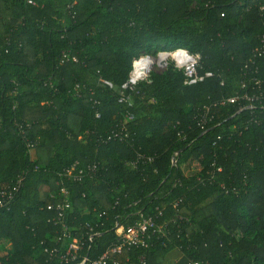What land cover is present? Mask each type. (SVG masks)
Listing matches in <instances>:
<instances>
[{"label": "trees", "instance_id": "trees-1", "mask_svg": "<svg viewBox=\"0 0 264 264\" xmlns=\"http://www.w3.org/2000/svg\"><path fill=\"white\" fill-rule=\"evenodd\" d=\"M31 1L0 0V191L21 179L0 209V264H61L44 250H64V227L77 261L95 260L116 223L147 217L165 234L116 261L177 249V264H264V0ZM176 49L212 77L186 86L169 66L118 103L134 60ZM121 125L127 139H110ZM74 163L95 176L60 179Z\"/></svg>", "mask_w": 264, "mask_h": 264}, {"label": "built area", "instance_id": "built-area-1", "mask_svg": "<svg viewBox=\"0 0 264 264\" xmlns=\"http://www.w3.org/2000/svg\"><path fill=\"white\" fill-rule=\"evenodd\" d=\"M28 4L34 5L31 0H28ZM262 47L261 53L264 52V35L261 39ZM176 49L169 52H158L156 55L142 54L136 60L132 62L130 72L127 75L125 82L121 85L120 96L117 101L119 104L131 106V96L136 87L142 82H149V77L153 72H163L169 66L173 69L182 72L184 77V84L186 86H194L201 83L204 79L212 77V73L206 72L203 75L198 73L200 56L198 54H191L187 50ZM186 53V54H185ZM146 57L147 59H142ZM68 56L64 55L63 60H67ZM74 60V59H73ZM139 62L138 64L136 62ZM100 83L105 87L112 89L113 85L111 82L100 78ZM135 81V82H134ZM74 92H80L81 87L77 84L73 88ZM245 100L250 102L251 98L245 97ZM236 99H230L229 102H234ZM96 104V102H94ZM252 108V107H250ZM99 117V114H96ZM133 119L131 114L126 115V121L129 122ZM204 120L201 125L204 124ZM128 137L127 127L121 125L116 129H113L110 133V139L117 141H124ZM27 147L32 150L34 144L28 143ZM144 159L141 155H137L136 161ZM150 160L149 158L147 159ZM175 163V160L172 159ZM135 164V163H133ZM132 164V165H133ZM96 165H88L85 167H80L78 163L72 164L70 167L65 169L61 174H59L60 179H66L70 182H80L85 178H92L95 176ZM21 179H19L14 186L0 191V209L7 207L13 200L18 192ZM59 186L56 196L60 198V203L55 206L49 205L47 210L56 211L58 213V219H60L63 213L69 208V192L67 188L61 183L57 184ZM113 231L117 237V243L110 247L105 253H103L99 258L95 260H89L87 257H81L79 261V252L83 248V242L71 238L68 233V229L64 227L62 229V239L64 240L65 247L60 253L57 248H52L51 250L45 249L44 252L50 257L55 256L59 259L61 264H121L119 261L114 259L115 256L121 255L125 249L137 248L146 249L152 242L153 238L158 235H164V230L158 227L153 217L142 218L137 221L133 226L123 227L115 224ZM92 236L89 237L91 239ZM61 240V239H59ZM127 264H147L144 257L140 256L135 262H130L129 259L125 261ZM197 264V263H193Z\"/></svg>", "mask_w": 264, "mask_h": 264}, {"label": "crops", "instance_id": "crops-1", "mask_svg": "<svg viewBox=\"0 0 264 264\" xmlns=\"http://www.w3.org/2000/svg\"><path fill=\"white\" fill-rule=\"evenodd\" d=\"M182 255L179 250L174 249L170 251L164 258L162 264H177Z\"/></svg>", "mask_w": 264, "mask_h": 264}, {"label": "clouds", "instance_id": "clouds-1", "mask_svg": "<svg viewBox=\"0 0 264 264\" xmlns=\"http://www.w3.org/2000/svg\"><path fill=\"white\" fill-rule=\"evenodd\" d=\"M181 51H185V50H181ZM186 54V53H185ZM142 59H147L146 57H142ZM137 64L139 63L138 61L136 62ZM135 82V81H134Z\"/></svg>", "mask_w": 264, "mask_h": 264}, {"label": "rangeland", "instance_id": "rangeland-1", "mask_svg": "<svg viewBox=\"0 0 264 264\" xmlns=\"http://www.w3.org/2000/svg\"><path fill=\"white\" fill-rule=\"evenodd\" d=\"M31 154L33 153V150H31V152H30ZM6 248H8V246H6Z\"/></svg>", "mask_w": 264, "mask_h": 264}]
</instances>
